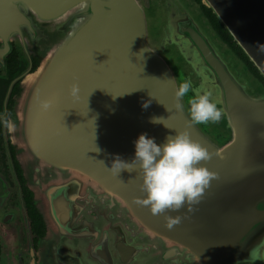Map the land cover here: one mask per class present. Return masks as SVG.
<instances>
[{"label":"water","instance_id":"water-1","mask_svg":"<svg viewBox=\"0 0 264 264\" xmlns=\"http://www.w3.org/2000/svg\"><path fill=\"white\" fill-rule=\"evenodd\" d=\"M12 1L22 10L0 24L14 18L16 30L0 40L43 51L31 73L27 55L8 131L45 227L37 264H264V0ZM37 18L50 23L43 39ZM200 73L222 114L192 125L174 92L184 79L199 86ZM179 132L209 152L213 175L198 203L154 215L139 175L108 168L114 155L131 159L139 134L161 143Z\"/></svg>","mask_w":264,"mask_h":264},{"label":"clouds","instance_id":"clouds-1","mask_svg":"<svg viewBox=\"0 0 264 264\" xmlns=\"http://www.w3.org/2000/svg\"><path fill=\"white\" fill-rule=\"evenodd\" d=\"M198 75L201 76L199 86H194L191 79L178 83L174 92L176 107L184 110L185 104L187 105L186 113L192 125L215 123L220 119L222 110L207 86V76L202 73ZM78 92V85L73 84L69 95L75 97ZM149 103L150 101L145 102L143 107L147 108ZM42 107L46 108L47 105ZM161 120L162 118L152 117L149 122L155 125L160 124ZM0 123L8 131H13L16 127L7 114L0 116ZM133 145L131 159L125 160L114 155L108 170L116 175L121 170H131L139 175L143 195L139 203L147 206L152 214L159 215L199 202L213 175L201 163L210 159V154L204 147L194 142L186 132L168 135L161 143H157L147 133H141L133 141ZM177 222L179 217L171 221Z\"/></svg>","mask_w":264,"mask_h":264},{"label":"flooded vegetation","instance_id":"flooded-vegetation-1","mask_svg":"<svg viewBox=\"0 0 264 264\" xmlns=\"http://www.w3.org/2000/svg\"><path fill=\"white\" fill-rule=\"evenodd\" d=\"M21 4L12 0H0V13L13 15L15 11L22 10ZM10 23L12 25L5 24L8 27L0 24V29L16 30L17 22L14 18ZM47 25L37 18L34 35L43 39L40 29L45 27L49 30L50 23ZM14 35L16 34L3 35L0 40V116L7 114L8 117L19 92V77L28 66L27 55L31 73L36 70L40 61L33 54L43 53L38 47L37 53L32 50L29 54L30 50L21 47L13 39ZM44 233V224L34 211L32 194L25 186L8 130L0 123V264H37L38 243Z\"/></svg>","mask_w":264,"mask_h":264},{"label":"trees","instance_id":"trees-1","mask_svg":"<svg viewBox=\"0 0 264 264\" xmlns=\"http://www.w3.org/2000/svg\"><path fill=\"white\" fill-rule=\"evenodd\" d=\"M197 3H200L201 0H195ZM205 16L209 19L211 25L217 31L221 39L247 64L249 70L260 80V76L255 70V68L252 66V64L247 60L243 52L240 50V48L234 43L233 39L230 37V35L227 33L225 29L219 24V22L216 20L214 15L211 13L209 9H207L204 6H201Z\"/></svg>","mask_w":264,"mask_h":264}]
</instances>
